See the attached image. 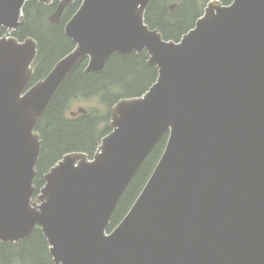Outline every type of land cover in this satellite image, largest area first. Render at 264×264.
<instances>
[{
	"label": "water",
	"instance_id": "1",
	"mask_svg": "<svg viewBox=\"0 0 264 264\" xmlns=\"http://www.w3.org/2000/svg\"><path fill=\"white\" fill-rule=\"evenodd\" d=\"M28 1L0 0V242L17 244L38 226L53 264H264V0H209L178 41L145 22L150 0H81L64 26L73 49L31 86L37 42L14 36ZM75 1L58 0L48 20ZM143 50L155 82L119 99L92 157L65 153L34 200L35 127L60 85L83 59L97 72L113 53ZM165 134L150 176L108 231Z\"/></svg>",
	"mask_w": 264,
	"mask_h": 264
},
{
	"label": "trees",
	"instance_id": "2",
	"mask_svg": "<svg viewBox=\"0 0 264 264\" xmlns=\"http://www.w3.org/2000/svg\"><path fill=\"white\" fill-rule=\"evenodd\" d=\"M209 0H150L145 22L157 28L164 39L178 41L202 15ZM229 4L231 0H220ZM54 0L44 5L29 0L23 7L21 26L14 32L19 40L31 36L37 42V56L33 62L34 75L29 85L44 78L55 62L71 51L75 43L64 34V26L75 13L81 0L66 7L60 20H48L57 5ZM176 3L170 10L169 5ZM28 5V6H27ZM5 32L0 29V36ZM146 51L126 54L113 53L101 71L85 72L87 59H83L70 72L52 97L48 107L36 124L41 147L34 179L36 200L44 184V174L68 152H84L92 156L102 137L109 133L111 107L121 98L143 94L157 77V68L147 64ZM92 102L84 107L85 114L70 116L74 103ZM167 140L163 135L140 165L120 198L110 220L111 231L124 217L140 193L160 158ZM0 264H53L49 245L41 229L36 226L29 237L19 243L0 242Z\"/></svg>",
	"mask_w": 264,
	"mask_h": 264
},
{
	"label": "rangeland",
	"instance_id": "3",
	"mask_svg": "<svg viewBox=\"0 0 264 264\" xmlns=\"http://www.w3.org/2000/svg\"><path fill=\"white\" fill-rule=\"evenodd\" d=\"M172 4V3H171ZM5 33V32H4ZM91 103L93 104V105H95V101H92V102H88V101H84V102H79V103H74L73 105H72V107L70 108V111L71 110H73V109H75L77 106H84V107H86V106H89V105H91ZM90 157H92V156H90Z\"/></svg>",
	"mask_w": 264,
	"mask_h": 264
},
{
	"label": "bare ground",
	"instance_id": "4",
	"mask_svg": "<svg viewBox=\"0 0 264 264\" xmlns=\"http://www.w3.org/2000/svg\"><path fill=\"white\" fill-rule=\"evenodd\" d=\"M28 6V5H27Z\"/></svg>",
	"mask_w": 264,
	"mask_h": 264
}]
</instances>
